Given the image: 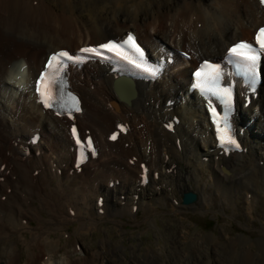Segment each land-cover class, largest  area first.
Returning <instances> with one entry per match:
<instances>
[{
	"label": "bare ground",
	"instance_id": "6f19581e",
	"mask_svg": "<svg viewBox=\"0 0 264 264\" xmlns=\"http://www.w3.org/2000/svg\"><path fill=\"white\" fill-rule=\"evenodd\" d=\"M263 25L264 8L258 0H0V178H4L0 183V264H23L24 254L28 257L24 264H110L101 261L98 252L79 249V239L96 230L106 217L123 218L139 211L153 217L163 205L156 199L159 196L177 213L199 202L215 207L219 196L235 205L233 220L238 221L242 211L250 222L264 220L257 206L261 202L258 187L264 186V84L257 100L239 113L242 125L249 126L244 138L247 152L229 158L214 149L208 117L195 95L190 99L183 95L186 104L172 109L166 104L186 92L190 69L203 55L222 53L229 41L250 39ZM128 31H135L158 55L165 47L187 49L193 56L190 61L178 58L155 84L138 83L129 104L113 103L119 97L114 78L105 69L92 66L74 74L73 88L84 107L78 124L91 131L101 153L82 173L72 172L74 158L65 118L44 113L30 87L34 88L50 53L100 43L111 34L123 37ZM126 122L131 131L111 143L109 133ZM163 123H175V132L166 131ZM35 133L42 138L32 146ZM133 158L160 171L162 178L152 177L148 186H141L138 163L130 162ZM180 162L193 167L186 171ZM170 168L173 171L167 174ZM211 189L218 195H211ZM190 191L198 198L187 205L181 198ZM70 222L79 224L76 234L69 236L73 256L61 252L59 239L52 238L54 228L63 229ZM262 227L255 238L226 234L228 241L219 244L214 235L199 238L202 241L192 238L184 255L178 241L170 237L169 264L178 259L184 264H264ZM100 252H108L105 242ZM149 256L145 254L144 261H151Z\"/></svg>",
	"mask_w": 264,
	"mask_h": 264
},
{
	"label": "rangeland",
	"instance_id": "374dc122",
	"mask_svg": "<svg viewBox=\"0 0 264 264\" xmlns=\"http://www.w3.org/2000/svg\"><path fill=\"white\" fill-rule=\"evenodd\" d=\"M261 142L264 143V141ZM180 154L182 155V153ZM179 165L186 171L193 167L190 163L189 165H184L180 162ZM202 173L209 175L206 169H202ZM202 183H205V181L201 182V187H203ZM258 188L261 196H258L261 200L257 204V206L259 205L258 215L264 218L263 184H260ZM210 191L211 195L217 194L214 189ZM217 197L218 200L215 207L207 206L205 203L202 205L199 202L192 209L190 206H184V210L177 213L171 207L172 204L170 202L167 201V207L164 205L166 200L159 196L158 200L163 205L153 217L146 218V215L139 212L137 215L126 213L123 218H105L100 221L96 230L84 234L79 239V247L91 253H100V259L109 261L110 264H130V261L136 262V260L143 262L145 254H149L151 259L149 262L144 261L145 264H169L170 261L167 256L171 255L169 252L170 246H168L170 245L168 244L170 237H174L178 241L182 255L187 253V245L192 238L202 241L203 239L199 238L206 235H214L216 244H219L222 241H228L227 237H225L226 234L238 237H257L258 228L262 227L264 220L250 222L244 215L242 216V211L237 216L238 221H235L231 218L235 205L221 200L219 196ZM70 224L64 226L63 229L54 228L52 238L56 241L59 239L61 252H66L73 256L74 248L72 247V239L69 236L76 234L79 230V224L75 222H70ZM220 228L226 229V231L221 233ZM103 242L108 245L106 254L100 252V246ZM219 253H223L221 249ZM170 257L173 256L171 255ZM22 259L25 261L27 257L24 256ZM176 264L184 263L183 260L178 259Z\"/></svg>",
	"mask_w": 264,
	"mask_h": 264
},
{
	"label": "snow or ice",
	"instance_id": "6c2138e0",
	"mask_svg": "<svg viewBox=\"0 0 264 264\" xmlns=\"http://www.w3.org/2000/svg\"><path fill=\"white\" fill-rule=\"evenodd\" d=\"M260 3L264 4V0H260ZM123 44L127 45L128 49L137 53L141 60L143 59L144 51L137 44L134 35L129 34ZM255 44L258 45V48L252 43L240 42L230 49V54L233 57H238L243 61V63H238L237 67L242 75L249 79V83L253 86L260 75L259 66L261 57L264 55V28L258 30V33L255 36ZM80 51L83 55L70 54L67 50H61L52 54L46 62L45 70L42 71L37 79L36 91L39 94L43 106L48 109H53L54 107L57 108V115H61L62 112L66 111L68 116L71 117L74 112L78 113L81 111L80 102L74 95L68 93L66 99L63 96L62 81L64 70L68 68L69 62L73 65H79L84 63L90 57H103L104 59H107L108 57L103 56V52H108L115 53L122 59L127 60L128 63L135 64L138 68L141 67V63L130 58L124 47L116 42L105 43L100 46V49L85 47ZM153 75H155V72H153ZM195 77V87H197L205 97H215L226 109L224 116L221 117L215 107L211 108V114L215 118L217 131L220 133V141L223 144L239 148L240 145L229 133L228 124V113L232 108L233 89L230 84L222 82L223 74L220 67L205 62L203 68L195 73ZM53 85H60V88L58 89L60 93L59 100L56 98ZM209 103H211L210 99ZM221 120L224 122L223 127H221ZM166 126L171 127V125ZM121 130L123 131V129ZM72 133L76 137L77 143H80V136L75 127L72 128ZM110 138L115 140L117 139V136L112 135ZM88 146L89 148L92 147L91 140L88 141ZM84 158V153L81 152V162H83Z\"/></svg>",
	"mask_w": 264,
	"mask_h": 264
},
{
	"label": "water",
	"instance_id": "95a60500",
	"mask_svg": "<svg viewBox=\"0 0 264 264\" xmlns=\"http://www.w3.org/2000/svg\"><path fill=\"white\" fill-rule=\"evenodd\" d=\"M185 204L195 203L196 197L193 194H186L184 197Z\"/></svg>",
	"mask_w": 264,
	"mask_h": 264
}]
</instances>
